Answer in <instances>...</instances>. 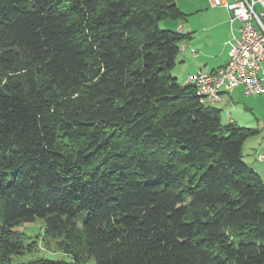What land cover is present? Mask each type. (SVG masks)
I'll return each instance as SVG.
<instances>
[{
    "label": "trees",
    "instance_id": "trees-1",
    "mask_svg": "<svg viewBox=\"0 0 264 264\" xmlns=\"http://www.w3.org/2000/svg\"><path fill=\"white\" fill-rule=\"evenodd\" d=\"M185 17L0 0V264H264V181L242 153L257 130L170 73L186 35L162 23ZM38 218L69 260L15 263Z\"/></svg>",
    "mask_w": 264,
    "mask_h": 264
},
{
    "label": "crops",
    "instance_id": "crops-1",
    "mask_svg": "<svg viewBox=\"0 0 264 264\" xmlns=\"http://www.w3.org/2000/svg\"><path fill=\"white\" fill-rule=\"evenodd\" d=\"M176 4L186 14L185 19L164 21L162 27L180 30L186 35L178 58L187 67V76L198 72V65L202 66L199 72H213L224 67L229 62L231 41L240 35L242 21L231 22V12L224 7H212L208 0H176ZM257 7L261 9L259 5ZM214 107L221 111L223 124L257 130V134L244 143L242 153L246 164L264 181V158L259 159L264 156V93L248 95L240 85L224 94L222 101Z\"/></svg>",
    "mask_w": 264,
    "mask_h": 264
},
{
    "label": "built area",
    "instance_id": "built-area-1",
    "mask_svg": "<svg viewBox=\"0 0 264 264\" xmlns=\"http://www.w3.org/2000/svg\"><path fill=\"white\" fill-rule=\"evenodd\" d=\"M212 7H224L232 16L230 21H242L240 35L231 41L229 62L214 72H198L187 82L204 85V102L215 105L222 94L244 86L248 95L264 93V0H208ZM260 6L258 11L256 6ZM180 32V30H178ZM264 156H260L262 160Z\"/></svg>",
    "mask_w": 264,
    "mask_h": 264
},
{
    "label": "rangeland",
    "instance_id": "rangeland-1",
    "mask_svg": "<svg viewBox=\"0 0 264 264\" xmlns=\"http://www.w3.org/2000/svg\"><path fill=\"white\" fill-rule=\"evenodd\" d=\"M257 10L259 11V7H257ZM162 29V28H161ZM180 55V54H179ZM179 57V56H178ZM202 67L198 65V72L199 68ZM204 67L203 69H205ZM196 72V73H198ZM170 73L174 77H178L180 84H184L186 82V77L188 78V70L187 67H184V64L180 62V59L177 58V65L175 68H173ZM194 73V74H196ZM222 101V100H221ZM223 121L225 122V116L223 114ZM79 224H81L79 222ZM19 230L24 232L28 236V242L37 241L39 242V245L36 249H34L32 252H28L25 255H21L15 258V263H24L29 262L41 258L50 259V260H69L70 258L65 255L64 253L60 251H55L54 246L52 245L50 249L45 248L42 244V240L44 239V221L40 218H38L33 223L24 224L21 227H19Z\"/></svg>",
    "mask_w": 264,
    "mask_h": 264
},
{
    "label": "bare ground",
    "instance_id": "bare-ground-1",
    "mask_svg": "<svg viewBox=\"0 0 264 264\" xmlns=\"http://www.w3.org/2000/svg\"><path fill=\"white\" fill-rule=\"evenodd\" d=\"M228 64V63H227ZM226 64V65H227ZM225 65V66H226ZM214 72V71H213ZM189 78V77H188ZM188 78H187V80H188ZM187 80H186V83H188L187 82ZM190 84H193L196 88H197V92H198V95H199V97H200V99H201V103H203V104H211V102H204V85L202 84V83H200V82H189ZM188 83V84H189ZM240 86V85H239ZM238 87V86H237ZM232 92V91H231ZM231 92H225V93H223L222 94V98H223V95L224 94H226V93H231ZM222 98L220 99V101L222 100ZM217 104V103H216ZM215 104V105H216ZM211 106H214V105H211Z\"/></svg>",
    "mask_w": 264,
    "mask_h": 264
}]
</instances>
